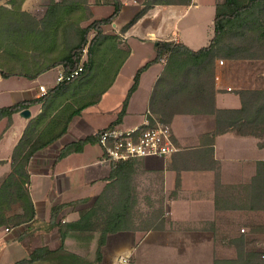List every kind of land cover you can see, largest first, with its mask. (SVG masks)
<instances>
[{
  "label": "trees",
  "instance_id": "1",
  "mask_svg": "<svg viewBox=\"0 0 264 264\" xmlns=\"http://www.w3.org/2000/svg\"><path fill=\"white\" fill-rule=\"evenodd\" d=\"M25 0H8L0 5V76L35 80L41 74L60 67L64 80L36 97L38 91L22 94V100L0 107V121L6 129L12 116L41 105V112L26 125L12 150L10 172L0 176V228L11 230L6 241H24L37 233L55 231V245H41L29 250L26 259L13 264H103L102 248L111 235L134 231L146 232L162 227L164 214L150 221L147 227L135 225L133 211L138 204L135 176L137 161L110 162L107 185L89 207L79 210L73 222H57L60 212L69 207L87 204L90 199L55 203L49 220L41 221L29 194V165L68 132L72 120L97 104L112 85L119 69L130 54L120 48V37L104 33L122 8L121 0H94L93 5L112 7V14L93 19L89 0H49L42 18L23 10ZM191 0H145L142 9L127 23L125 32L149 7L155 5H189ZM90 33L93 34L89 38ZM155 58L136 71L133 84L116 119L108 126L119 125L126 114L130 96L136 91L141 74L164 60L163 71L150 97L148 119L151 124L171 123L176 115L212 116L213 137L232 132L252 136L264 147V0H221L215 5L213 36L209 44L196 51L182 43L158 41ZM242 61L260 64L263 87L237 91L238 109H217L215 106L214 66L217 61ZM81 70L79 71V69ZM77 72V75H73ZM100 131V130H99ZM97 131V132H99ZM3 132V133H4ZM86 144H97V135L66 143L52 164L71 153H79ZM212 156V149L208 151ZM256 177L262 200L263 164L258 163ZM50 199L55 197L50 193ZM264 235V225L250 234L229 240L236 256L232 260H216L215 264H264V246L254 245L255 235ZM72 239L83 245L81 255L66 248ZM95 242V250L92 243ZM93 255L91 256V254Z\"/></svg>",
  "mask_w": 264,
  "mask_h": 264
},
{
  "label": "crops",
  "instance_id": "2",
  "mask_svg": "<svg viewBox=\"0 0 264 264\" xmlns=\"http://www.w3.org/2000/svg\"><path fill=\"white\" fill-rule=\"evenodd\" d=\"M29 1L31 0H25L22 8L34 15L32 7L25 8L30 4ZM48 2L49 0L42 2V9L43 5L45 9ZM216 3L217 0H210L204 6L198 0H191L185 6L155 5L147 8L143 16L122 32L123 27L142 6L132 14L133 17L126 24L118 26L114 20L104 28L105 34L118 35L121 40L119 47L129 48L130 54L100 101L75 117L67 134L29 165L31 200L37 205L42 203V206L38 205L36 208L39 220H49L51 207L55 203L90 199L87 204L64 209L57 217V222L61 223L76 221L79 210L89 207L103 191L110 174V162L104 160V153L98 144H86L81 152L71 153L54 164L52 160L66 143L84 140L108 127L116 119L133 84L136 71L155 58L156 42L182 43L194 51L207 46L213 36ZM89 4L92 8L93 3L90 0ZM192 9L198 10L197 13H192ZM146 19L156 23L155 32L149 31L147 36L133 34L137 26ZM201 24L207 25L205 30H202ZM146 45L152 48L153 56L142 60L141 55L135 54L134 49ZM135 59L137 60L133 65L129 66ZM248 63L223 61L220 65L216 62L214 85L217 109H238L241 106L238 90L263 87L262 73L257 76L258 84L253 83L250 86L248 79L253 71L250 67H245ZM163 68L164 60L150 66L141 74L138 87L129 98L122 126L141 125L148 118L151 93ZM125 72L129 73L130 80L124 88H117ZM11 78H16L24 87V90L8 91L13 96V103L22 100V94L31 90L38 91L36 97L41 96L39 86L44 84L39 81V77L35 80ZM11 78H0V82ZM29 111L31 115L27 119L19 113L14 114L12 124L5 132L6 122L0 121V146L7 139V146L0 149V176L10 172L12 150L28 122L40 114L41 105H34ZM169 127L179 151L164 159L149 157L136 162L137 173L145 175L148 184H159L163 189L166 211L162 227L146 232L127 231L111 235L102 248L103 264H215L216 260H232L236 253L229 240L246 232L250 234L251 229L264 225V147H259L260 140L252 136H238L232 132L213 137L215 123L212 116L176 115ZM210 149L212 156L208 153ZM258 163L263 164L262 200L260 183L256 177ZM83 188L96 190L78 197L79 190ZM51 192L55 197L50 199ZM6 230L0 228V245H4L3 256L8 255L7 248L10 250L15 244L25 250L28 256L29 250L34 247L55 245V231L49 234L37 233L20 242L6 241L11 231ZM68 240L70 239L65 241V245ZM262 244L263 247L264 242ZM254 245L258 247L256 239ZM95 246L93 242L92 250ZM15 262L17 260L11 259L7 264Z\"/></svg>",
  "mask_w": 264,
  "mask_h": 264
},
{
  "label": "rangeland",
  "instance_id": "3",
  "mask_svg": "<svg viewBox=\"0 0 264 264\" xmlns=\"http://www.w3.org/2000/svg\"><path fill=\"white\" fill-rule=\"evenodd\" d=\"M44 0H31L29 1L30 4H27L25 8L32 7V11L34 12V17L37 19L42 18L45 9L43 5L42 9V2ZM145 0H121L122 3H126L125 6L122 7L121 12L119 15L115 18V21L118 26H122L126 24L131 18L133 17V13L137 12L143 5ZM202 5L206 6L210 0H198ZM221 1V0H217ZM91 3H94V0H90ZM7 0H0V5L6 4ZM41 7V8H40ZM201 8V7H200ZM205 9V8H204ZM200 10V9H199ZM192 13H197L198 10L192 9ZM92 12H93V19H100L102 17H107L112 14V7L107 5H93L92 4ZM42 14V15H41ZM191 17V16H190ZM189 18L186 17V19ZM209 21L207 22L208 25ZM155 25L156 23L154 21H151L150 19H146L145 21L141 22L139 26L133 31V34H138L142 36H147V33L149 31L155 32ZM202 25V30H205L207 25ZM93 34L90 33L89 38H92ZM135 50V54L141 55L142 60H148L152 58V48L148 45L146 46H140ZM137 59L133 60L130 65H133V63ZM221 61V60H219ZM217 61V62H219ZM142 62V61H140ZM141 64V63H140ZM245 67H247L253 71L251 73V77L248 79L250 82V86L253 85V83L258 84V78L257 76L260 75L261 72V66L260 64H254V63H248L245 64ZM62 72V69L60 67H56L54 69H51L39 76V81L42 82L48 90V88H53L55 84L58 83L57 77ZM128 72H125L123 76L121 77V81H119L117 88H124L126 84H128ZM23 83H25V80ZM247 84V81H246ZM245 86V85H244ZM24 87H22L21 83L18 82L16 78H11L9 80H2L0 82V107L3 106H9L13 103L11 94L8 93L10 90H24ZM85 117V116H84ZM87 118H89L87 116ZM102 121V120H101ZM6 122V120H5ZM7 146V139L2 142L0 149ZM147 159V158H146ZM107 167V166H106ZM135 184H136V197L138 200V204L135 207L133 211L134 221L135 225L139 228L147 227L148 223L153 220H155L157 217L161 215H165V202H164V194L163 189L161 185L155 184L154 186L148 184L146 176L142 173H138L135 176ZM96 189H89V188H83L80 191V193L77 195L78 197H82L88 194H91ZM245 234H248L246 232ZM254 238L256 239V245L258 247H262V243L264 242V235H255ZM48 239V238H47ZM54 241V237H53ZM67 248H69L71 251L77 252L81 255L85 254V249L83 245L78 243L74 240H68L66 242ZM4 245H0V264H7L10 263L11 259H15L17 261L25 259L28 257V253H26L25 250H22L21 247L18 244L12 245L8 249L9 254L6 256H3L4 250L2 249ZM18 247V248H17ZM95 249H93L94 251ZM18 252H21V254H18ZM93 253L91 254V256ZM113 261V257L111 258Z\"/></svg>",
  "mask_w": 264,
  "mask_h": 264
},
{
  "label": "built area",
  "instance_id": "4",
  "mask_svg": "<svg viewBox=\"0 0 264 264\" xmlns=\"http://www.w3.org/2000/svg\"><path fill=\"white\" fill-rule=\"evenodd\" d=\"M219 64L222 65L223 61H219ZM74 75H77V72L71 77ZM62 80L64 76L60 73L57 81ZM39 91L43 95L47 90L45 86L40 85ZM95 135L97 144L104 153V160L108 162L141 160L149 157L164 159L179 151L173 142L170 127L156 121L151 124L148 118L141 125L133 127L114 125L101 129Z\"/></svg>",
  "mask_w": 264,
  "mask_h": 264
},
{
  "label": "water",
  "instance_id": "5",
  "mask_svg": "<svg viewBox=\"0 0 264 264\" xmlns=\"http://www.w3.org/2000/svg\"><path fill=\"white\" fill-rule=\"evenodd\" d=\"M0 78H1V76H0ZM19 114H20V116L24 117L25 119L29 118L31 115L29 109H25V110L21 111Z\"/></svg>",
  "mask_w": 264,
  "mask_h": 264
}]
</instances>
